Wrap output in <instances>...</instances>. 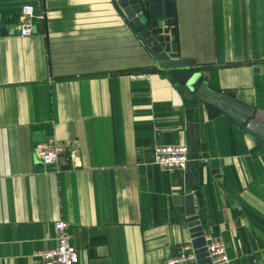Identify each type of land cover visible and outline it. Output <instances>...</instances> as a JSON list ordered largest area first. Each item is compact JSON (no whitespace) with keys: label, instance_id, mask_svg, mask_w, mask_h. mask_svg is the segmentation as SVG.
<instances>
[{"label":"crops","instance_id":"0c3cea01","mask_svg":"<svg viewBox=\"0 0 264 264\" xmlns=\"http://www.w3.org/2000/svg\"><path fill=\"white\" fill-rule=\"evenodd\" d=\"M115 1L0 0V264H43L57 220L76 264H167L191 241L188 193L225 264H264V0H139L207 74L199 95ZM25 2L34 27L20 35ZM190 124L187 168L153 163V145L189 146ZM49 136L79 164L44 165L33 147Z\"/></svg>","mask_w":264,"mask_h":264},{"label":"built area","instance_id":"2783aa9c","mask_svg":"<svg viewBox=\"0 0 264 264\" xmlns=\"http://www.w3.org/2000/svg\"><path fill=\"white\" fill-rule=\"evenodd\" d=\"M34 6L25 2L20 5V21L18 33L28 35L34 27ZM40 16V15H39ZM33 151L40 158L44 165H51L57 170L66 163L70 166H77L79 163L77 151L58 141L54 136H49L34 144ZM67 160V162H66ZM151 161L161 168L167 170H184L189 161V146L187 143L156 144L151 150ZM55 236L54 244L43 250L37 251L43 264H76L78 262V247L70 242L67 233V223L57 220L54 223ZM206 260L199 262L197 252L191 241L183 242L179 250L167 258V264H225L229 257L222 241L209 234H204Z\"/></svg>","mask_w":264,"mask_h":264},{"label":"water","instance_id":"95a60500","mask_svg":"<svg viewBox=\"0 0 264 264\" xmlns=\"http://www.w3.org/2000/svg\"><path fill=\"white\" fill-rule=\"evenodd\" d=\"M116 5L122 8L125 19L129 20L130 25L137 31L140 37L143 39L144 43L153 53L157 62L164 68L169 70V75L175 79L178 83L186 86L190 90H196L195 93L199 95L201 90H205L208 87L207 74L204 70H198L193 67V60L190 58L178 57L176 51V45L172 37H170L168 32L173 33L172 21L169 22L171 28L169 31L163 27L165 22H161L157 19L146 18L142 15L140 10L139 0H116ZM204 85V86H203ZM206 86V87H205ZM216 96H218L216 98ZM215 98L220 102V105L224 108L227 113L236 114V110H233L227 101L225 95L217 94ZM234 114L233 117H234ZM244 116H246L244 114ZM247 116L243 117L241 120L235 119L242 122L258 121V115L256 113H250L247 111ZM248 124V123H247ZM189 151H194V135H193V125H189ZM197 197L199 199V192L196 191ZM186 203V213L189 214L188 226L191 232V243L197 252V257L199 262H204L206 259L202 258L205 253L204 250V232L202 225L197 219V215L193 213V202L192 195L188 193L185 197ZM207 264V263H203Z\"/></svg>","mask_w":264,"mask_h":264}]
</instances>
